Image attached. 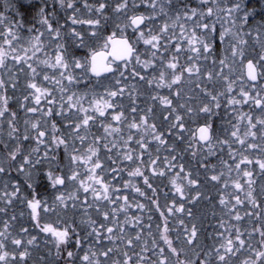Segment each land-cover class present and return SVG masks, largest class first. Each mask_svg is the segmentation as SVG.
<instances>
[{
    "label": "snow or ice",
    "instance_id": "obj_1",
    "mask_svg": "<svg viewBox=\"0 0 264 264\" xmlns=\"http://www.w3.org/2000/svg\"><path fill=\"white\" fill-rule=\"evenodd\" d=\"M0 264H264V0H0Z\"/></svg>",
    "mask_w": 264,
    "mask_h": 264
}]
</instances>
